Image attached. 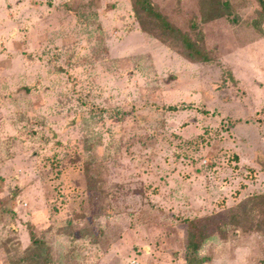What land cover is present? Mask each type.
Returning a JSON list of instances; mask_svg holds the SVG:
<instances>
[{"label":"rangeland","instance_id":"rangeland-1","mask_svg":"<svg viewBox=\"0 0 264 264\" xmlns=\"http://www.w3.org/2000/svg\"><path fill=\"white\" fill-rule=\"evenodd\" d=\"M151 3L212 62L138 0H0V264H185L191 221L264 264V0Z\"/></svg>","mask_w":264,"mask_h":264},{"label":"trees","instance_id":"trees-1","mask_svg":"<svg viewBox=\"0 0 264 264\" xmlns=\"http://www.w3.org/2000/svg\"><path fill=\"white\" fill-rule=\"evenodd\" d=\"M140 4H143L144 10L149 12V14L154 15L159 20H161V24L163 29L165 30V36H169L165 38L164 42H167L169 38L172 37L173 34L178 35L182 42L184 43V54L186 59L195 63H211L212 59L207 52L193 44L186 36L182 35L177 29H175L171 24H169L161 15L155 14L153 12V5L151 0H138ZM264 7V4H263ZM260 199V198H258ZM234 224H239L240 219L239 216L235 215L233 217ZM189 233H188V245L185 252V261L186 264H204L205 259H201L198 257L199 251L202 248L204 242L207 240L205 233L203 231L202 225L199 221H191L188 224ZM34 246L40 245L39 241L33 242Z\"/></svg>","mask_w":264,"mask_h":264},{"label":"crops","instance_id":"crops-1","mask_svg":"<svg viewBox=\"0 0 264 264\" xmlns=\"http://www.w3.org/2000/svg\"><path fill=\"white\" fill-rule=\"evenodd\" d=\"M245 191H247V189L245 188L244 189ZM183 257H184V260H185V253H183ZM207 262H206V259H205V262H204V264H206ZM185 264H186V262H185Z\"/></svg>","mask_w":264,"mask_h":264}]
</instances>
